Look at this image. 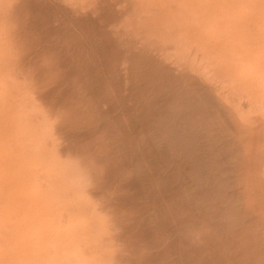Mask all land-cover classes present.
Here are the masks:
<instances>
[{"label":"bare ground","instance_id":"1","mask_svg":"<svg viewBox=\"0 0 264 264\" xmlns=\"http://www.w3.org/2000/svg\"><path fill=\"white\" fill-rule=\"evenodd\" d=\"M0 133L36 264H264V0H0Z\"/></svg>","mask_w":264,"mask_h":264},{"label":"rangeland","instance_id":"2","mask_svg":"<svg viewBox=\"0 0 264 264\" xmlns=\"http://www.w3.org/2000/svg\"><path fill=\"white\" fill-rule=\"evenodd\" d=\"M259 1H263V0H259ZM1 134L2 133H0V139H2V140L0 142V147H1V144H2V141H3V137H4ZM3 134L5 135V133H3ZM2 149L3 148L1 147V149H0V151H1L0 152V158L3 157V155H2L3 150ZM3 159H4V157H3ZM0 162H1V164L3 163L2 165H0V168H1L0 169V177H1L0 178V181H2V183H0L1 184L0 185V205H1L0 206V264H22V263H24V264H26V263L27 264H32V263L36 264V258H35L36 256L33 255V253H35L34 252L35 249L32 248L33 246H35V245H32V244H36V243L35 242L34 243L31 242V241H34L35 240V237H33V236H35L34 235V231H33L34 230V227H31V226H34V224H33V217H32V214H31V211H30V208H29V203L27 204L28 200H27V198H26V200H23L26 197L25 194L23 193V197H22V195L20 194L19 189H17L18 188V183H17V177H16V174H15V170H12V169H15V167L12 166L13 164L7 162V165L6 166H8L9 164H10V166H12L11 169L9 167V171H8V174H7V172H6L7 171V168H5V166H4L5 165L4 164V161H0ZM12 172H14V173L12 174ZM5 176H7V177H5ZM11 176H12V178H11ZM3 177H4V180L2 179ZM5 180H6V182H7V180H8V182L10 181L9 185H8V182H7V185H6ZM3 181H4V183H3ZM3 184H4V186H2ZM1 187H3V188H1ZM3 189H6V191H7L6 192L4 190V192H3V193H5L6 197H5V195H3V193H1L3 191ZM7 189H10V190H7ZM12 192L14 193V195H13ZM19 195H21V197ZM1 196L4 199V202H3L2 198H1ZM21 200H23V201H21ZM24 201H25V203H24ZM20 202L23 203V204H20ZM3 204H5V206ZM23 206H25V207L23 208ZM5 207H6V209H5ZM24 209H28V211L26 212V210H25L23 212ZM22 213H24L23 214L24 216H22ZM27 213H29V214H27ZM30 216L32 217V219H29ZM4 217H5V220H4ZM23 220H24V222L28 223L30 226L27 225V224H25V223H23ZM31 220H32V223H30ZM25 225H27V226H25ZM32 233H33V235H32ZM23 235H25V237L26 236L27 237L25 238ZM30 236L33 239L30 238ZM23 239H24V241L26 243H23L22 244ZM18 240L20 242H18ZM21 246L22 247L24 246V247L22 248ZM20 248H22V250L18 251ZM30 249H31V251L33 253L30 251ZM25 254H27V255H25ZM33 256H35V257L31 259V257H33ZM42 257L43 256H41L40 258H42ZM42 259L39 260V262L42 261L41 263L42 264H45V260L44 259L42 260Z\"/></svg>","mask_w":264,"mask_h":264}]
</instances>
